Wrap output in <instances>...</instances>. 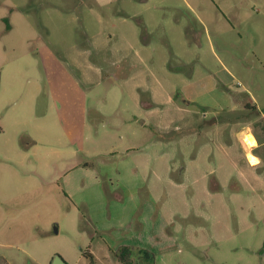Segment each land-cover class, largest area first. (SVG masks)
Segmentation results:
<instances>
[{"label":"rangeland","instance_id":"1","mask_svg":"<svg viewBox=\"0 0 264 264\" xmlns=\"http://www.w3.org/2000/svg\"><path fill=\"white\" fill-rule=\"evenodd\" d=\"M249 1L0 0V264H105L164 221L202 248L172 264H264L236 139L264 160V12L227 10Z\"/></svg>","mask_w":264,"mask_h":264},{"label":"crops","instance_id":"2","mask_svg":"<svg viewBox=\"0 0 264 264\" xmlns=\"http://www.w3.org/2000/svg\"><path fill=\"white\" fill-rule=\"evenodd\" d=\"M190 11L196 16V18L200 21L201 24H204V20L196 13L195 9H193L192 7H189ZM244 10V12H240V10ZM228 12L234 16V23H239L240 22V16L242 14H251V12L255 11V12H264V0H256L255 2L253 1H249L247 3H243V6L241 3H232L229 5V8H227ZM219 15H221L219 17V19H223V13L221 11V8H219ZM227 21L229 22V24L233 27V23H232V17H231V22L227 19ZM234 28V27H233ZM223 68V72L227 74V76H230L232 79H235V76L233 75V72L226 67L225 65L222 66ZM209 78L212 79V81L214 82L213 84H211L210 89L212 90H218V88L220 87V85H224V83L221 80V77L219 75H217V73L215 72H210L209 74ZM199 83V84H198ZM198 83H194L193 81L190 80V82H188L186 85H184L180 90L181 93L186 96V99L192 100L194 101V87L198 86V85H203L205 84V81L201 80ZM152 95V92H151ZM153 100V99H152ZM254 99L252 97H249L248 102L246 104H249L252 108L257 109L258 111V107L254 104ZM152 106V104L150 105ZM256 151V150H255ZM254 151V152H255ZM163 220V218H162ZM158 222V221H157ZM166 226L164 228L160 226L159 228L156 230L153 229L148 233V236L145 238H143L142 241H136V242H122V243H118L116 245V248H114V251H116L120 246H134V247H139V248H143V249H147L151 252H153L155 254V264H172L170 261L171 259L169 257L171 256H176L178 255L183 256V257H189L190 261L191 260H197L196 255H197V249H202L201 248V244L195 242L194 240L190 239V238H181L179 236L178 233H175L174 231H169L168 230V225L169 222H165ZM164 226V225H163ZM183 239V240H182ZM182 240V241H180ZM156 246V247H155ZM155 247V250H154ZM153 248V249H151ZM156 249L158 252H156ZM109 253L111 255H113L112 250L109 248ZM160 250V251H159ZM182 250H184L182 252ZM155 251V252H154ZM181 252L183 253L181 255ZM90 253L92 254L93 258L94 254L90 251ZM105 264H120L117 260H113V261H109L106 262Z\"/></svg>","mask_w":264,"mask_h":264},{"label":"trees","instance_id":"3","mask_svg":"<svg viewBox=\"0 0 264 264\" xmlns=\"http://www.w3.org/2000/svg\"><path fill=\"white\" fill-rule=\"evenodd\" d=\"M7 27L9 29V26ZM112 253L120 264H155V254L147 249L133 250L131 246H120L116 251L112 250ZM85 257L90 259V264H93L92 254Z\"/></svg>","mask_w":264,"mask_h":264},{"label":"clouds","instance_id":"4","mask_svg":"<svg viewBox=\"0 0 264 264\" xmlns=\"http://www.w3.org/2000/svg\"><path fill=\"white\" fill-rule=\"evenodd\" d=\"M236 139L240 143L244 157L250 167L259 168L264 164V160H262L260 156L254 154L255 150L260 149L261 144L250 126H244L241 131L237 133Z\"/></svg>","mask_w":264,"mask_h":264},{"label":"water","instance_id":"5","mask_svg":"<svg viewBox=\"0 0 264 264\" xmlns=\"http://www.w3.org/2000/svg\"><path fill=\"white\" fill-rule=\"evenodd\" d=\"M57 232H58L57 228L55 227V233H57ZM51 264H68V263L61 256L55 255L53 257Z\"/></svg>","mask_w":264,"mask_h":264},{"label":"built area","instance_id":"6","mask_svg":"<svg viewBox=\"0 0 264 264\" xmlns=\"http://www.w3.org/2000/svg\"><path fill=\"white\" fill-rule=\"evenodd\" d=\"M263 117H264V114H263Z\"/></svg>","mask_w":264,"mask_h":264}]
</instances>
